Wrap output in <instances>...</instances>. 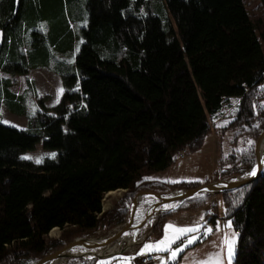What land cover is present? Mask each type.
Wrapping results in <instances>:
<instances>
[{
	"label": "trees",
	"instance_id": "16d2710c",
	"mask_svg": "<svg viewBox=\"0 0 264 264\" xmlns=\"http://www.w3.org/2000/svg\"><path fill=\"white\" fill-rule=\"evenodd\" d=\"M247 5L0 0V104L27 117L24 129L0 120V264H35L76 238L125 223L138 193L199 186L153 175L174 165L180 150H199L211 132L231 134L232 146L220 153L214 178L255 167L264 130V18ZM41 67L62 78L63 92L54 114H26L10 76ZM227 108L230 120L213 127ZM39 141L55 156L38 164L20 157ZM118 190L102 209L104 196ZM214 194L223 214L215 202L204 217L229 220L237 232L231 264H264V172L158 214L148 239L161 238L168 219L202 209ZM55 227L58 235L49 237Z\"/></svg>",
	"mask_w": 264,
	"mask_h": 264
},
{
	"label": "rangeland",
	"instance_id": "374dc122",
	"mask_svg": "<svg viewBox=\"0 0 264 264\" xmlns=\"http://www.w3.org/2000/svg\"><path fill=\"white\" fill-rule=\"evenodd\" d=\"M246 1L248 3L247 6H249L250 8L253 7L254 8L253 10L256 9V11L258 13H260V14H258L256 12L255 16L260 15V16H263V18H264V2H263V0H246ZM10 78L13 82L12 87H11L12 91L15 94H21L20 96L24 97V108H25L26 114H30L33 111H41V115H46V114L52 115L55 113V106L59 103V100H60L62 92H63L62 78L60 76L55 74L48 67H41V68H38V69H35L32 71H29L25 75H19V74L11 75ZM230 118H231V111H228L227 113H225L224 116L222 113L215 121L212 122L213 127H217L218 129L222 128L223 126L226 125V123L230 120ZM0 120L6 126H12V127L18 128V129H24L27 126L26 125V123H27V117L26 116H21V115L13 114V113L9 112L5 108V106L2 104V102L0 104ZM218 133L211 132L209 134V136L205 139L203 147L198 152L193 154L192 152L188 151L185 154L186 157L183 159L177 157V160H176L174 165H172L171 167H169L168 169H166L164 171H160V172L154 174L153 177L157 178V179H161V180H167L169 182L181 181V180L198 181V182H201L200 185L206 184V183L217 182L218 180L216 178H214L213 174L217 168L219 155H220V153H222V154L228 153L230 151V149L232 148L231 143H230L231 134L228 133L225 136H221ZM263 153H264V149H263ZM55 154H56L55 151L45 149L42 145V142L39 141L36 143V145L33 149L23 151L21 153L20 157L21 158L25 157V156L31 157V159H24V160L31 161L34 164H38L36 162L38 159L40 160V162H42L47 157H54ZM263 160H264V157H263ZM190 161H191V163L194 162L193 167H188ZM249 172L251 173V171H249ZM250 173L247 172V173H244L242 175H239V176H236V177L230 178L228 180H224V181H233L234 179L241 178L242 176H247V174H250ZM205 180H208V181L204 182ZM220 181H222V180H220ZM220 181H218V182H220ZM232 189H234V188H232ZM113 193L114 194L108 193V195L117 194L116 196H118L121 193V190L114 191ZM171 193H172V191H170L167 194H159V193H154V194H158L161 196H164V195L167 196ZM210 193H212V192H210ZM216 193H219V192H216ZM141 198H143V197H141ZM215 202L219 204V205L217 204L218 205V214L220 216H222L224 209H223V206L221 204V200H220L219 195H217V194L212 195L210 201L206 205L211 206ZM151 204L152 203H149V206ZM174 205H170L169 207L160 209L159 211L160 212L163 211L161 213L167 212V210L168 211L171 210V208H172L171 206H174ZM137 206L140 208H143L145 210L148 207V204H145L141 200H139ZM102 209H107V208H105V206L102 205ZM202 209H200V210H202ZM210 209H211V207H210ZM219 209H220V211H219ZM200 210H198V211H200ZM131 211H132V208L130 206V211L128 213L127 220L125 223L118 225L112 229H109V230H107V232H104V231L103 232H97L95 235L109 237L110 235H112L114 233V231L117 227H125L128 223H130ZM186 212H191V211H186ZM210 212H211V210H210ZM158 214H160V213L155 212L153 215L152 221L148 222L145 226H143L139 229L138 234L136 235L135 239L133 241H131V243H127L126 241H120L119 247L113 253H107V252L102 251V250L97 251V253L102 255V257L101 258H94L96 260L95 264H155V261L157 258L156 255L152 254V253L145 254L146 252H151V251H145L143 254H139V253L144 248L145 244H155L159 239L161 240L165 235V234L162 235V237L159 238L158 240L148 239V237L150 236V234H149L150 229L153 226L152 225L153 221L155 220V218L157 217ZM217 220H219L217 227H216V231H217V229H218V231L217 232L211 231V233L208 234V236H206V238H209L210 235H212L211 236L212 240H218L219 238L216 236L221 235L220 240L226 243L225 249H224L226 252L225 261L227 262V264H228V262L231 264L237 232H235L233 230L230 221H229L230 224H228L227 222H225V219L218 218L215 220V222ZM168 221H169V219L164 224L163 230L165 229L166 225H169ZM206 223H210L212 225L214 224V223L208 222L207 220H206ZM192 226H194V225H192ZM210 229L213 230V227H210ZM58 233H59V230L55 229V230L50 231L48 236L49 237H56L58 235ZM215 233H217V235H215ZM184 238L185 237H183L182 239H184ZM229 243L232 244V257H231V259H229V255H228V244ZM172 247H173V245H171V248ZM156 252L159 253L161 251H156ZM162 252L164 253L166 251H162ZM138 255H141V257L146 256V255L154 256V260L149 261V262L147 261L145 263H139L138 262ZM70 259H72V258H70ZM70 259L63 261L62 263H59V264H70V262H69ZM91 259H93V258H91ZM84 260H87V259H84ZM40 261H38V262H40Z\"/></svg>",
	"mask_w": 264,
	"mask_h": 264
},
{
	"label": "bare ground",
	"instance_id": "6f19581e",
	"mask_svg": "<svg viewBox=\"0 0 264 264\" xmlns=\"http://www.w3.org/2000/svg\"><path fill=\"white\" fill-rule=\"evenodd\" d=\"M224 100L226 101V99H224ZM236 104H237V101L236 100L233 101V104H232L231 108H233ZM231 108H227L223 112V116L228 111H231ZM184 149L186 150V153H187L188 149H186V148H184ZM263 149H264V141H262V143L260 145V157L262 158V160H263V157H264ZM263 166H264V160H263ZM248 173H250V172H248ZM185 191L186 190H184V189L173 190L171 194L167 195V197H170V196L179 197V196H182ZM113 192L114 191H111L109 193L110 194H114ZM141 193H138L135 196L133 202L131 203L132 211L130 213V223H128L125 227H117L115 229L114 233H113V234H117V238L112 243H109L107 246L103 247L102 251H105L107 253H113L119 247L120 241H126L127 243H131V241H133L135 239V237H136V235L138 234V231H139V229L137 227L140 225V223L142 221L145 220V218L147 216V213H148L149 209L151 208V206L154 205L155 203L159 202V200H160V196L153 195V194H147L146 192H141ZM206 193H209V192H203V193H201L199 195H203V194H206ZM115 195H117V194H115ZM115 195H108V193H107L104 196V198L102 199V205H104L105 208H109V206H110L109 197L115 196ZM195 196H198V195H195ZM141 197H143V198H141ZM164 197L165 196H162V198H164ZM139 200H141L145 204H148V207L145 210L143 208H140V207L137 206ZM149 203H152V204L149 206ZM174 204H175L174 202L167 203L166 205H163L162 207H159V210L163 209V208H166V207H169L170 205H174ZM153 215L154 214H152V216L148 219V221L144 224V226L148 222L152 221ZM155 221H156V218L153 221L152 225H154ZM152 227L150 229V233L152 231ZM55 229H58V228L57 227L52 228L50 231L55 230ZM107 240H108L107 236L90 235V236H88L86 238L79 237L78 239H76L71 244V246L68 249L59 252L56 256L51 257L50 259H48L46 261H43L40 264H59V263H62L63 261H66V260H68L70 258H82V259L92 258L93 257V255H92L93 252H92L91 248L92 247H100L103 244H105L107 242ZM76 254H81L83 257H80V256L73 257V256H71V255H76ZM138 257H140V258H138V260L144 259L143 257H141V255H138Z\"/></svg>",
	"mask_w": 264,
	"mask_h": 264
},
{
	"label": "crops",
	"instance_id": "0c3cea01",
	"mask_svg": "<svg viewBox=\"0 0 264 264\" xmlns=\"http://www.w3.org/2000/svg\"><path fill=\"white\" fill-rule=\"evenodd\" d=\"M208 136L209 134L206 136V138ZM199 150L192 153L195 154ZM185 157L186 156H184V158ZM193 166H194V162L191 163L190 161L188 167H193ZM210 207L211 206L206 205L200 211L183 212L169 219L168 224L172 222L171 225H175L177 227H190L197 223L203 225L200 228L199 232L189 234V236L191 235L199 236V239L194 243H192L191 245H189L188 247L184 248L183 251L178 252L175 258L171 257V251L180 247L183 241L188 239V236H184L185 237L184 239L177 240L176 243L172 244L173 247L169 251H166L164 253L162 251L159 253L156 251L153 252L151 251V252H146L145 254H150V253L155 254L157 257L155 264H227V262L225 261L226 252L224 250L226 243L220 240L221 235L216 236L219 238L218 240H212L211 237L212 235H210L211 238L210 237L206 238V236L204 235L205 229H209L210 227H213V230L211 229L212 232L216 231V227L219 222V220H217L213 225L210 223H206V219L204 216L206 213L210 212L211 210ZM201 217H203V219H201ZM225 222L230 224L229 220L228 221L225 220ZM164 234H165V229L163 230V235ZM173 234L174 233L170 231L169 235L171 236ZM215 235H217V233H215ZM228 264L230 263L228 262Z\"/></svg>",
	"mask_w": 264,
	"mask_h": 264
},
{
	"label": "water",
	"instance_id": "95a60500",
	"mask_svg": "<svg viewBox=\"0 0 264 264\" xmlns=\"http://www.w3.org/2000/svg\"><path fill=\"white\" fill-rule=\"evenodd\" d=\"M262 141H264V130L261 132V134L257 138L255 145H254V149H255V153H256V157H257V163H256L255 167L251 170V173L247 174V176H242L241 178L234 179L233 181H220V182L202 184V185H199L195 188L186 190L184 192V194L182 196H179V197H173V196L167 197L164 195L165 197L162 198L161 195L154 194L152 192H146L147 194H154V195L160 196V200H159V202H157L151 206V208L149 209V211L147 213L145 220L142 221L137 228L140 229L141 227H143L144 224L148 221V219L155 212H158V213L163 212V211H161V212L159 211V207H162L163 205H166L167 203L174 202L175 203L174 206L177 207L178 204L181 203L182 201H184L185 199L193 197V196L198 195V194H201L203 192H209V193L210 192H222V191L232 189V188H236L238 186L252 182L254 179L259 177L264 172L263 160L260 157V145H261ZM253 172H254V174H253ZM171 209H173V207ZM116 238H117V234L110 235L105 244H103L100 247H92L91 248V250L93 252L92 258H101L102 255L98 254L97 251H101L103 249V247L107 246L109 243H112ZM76 239H78V238H76ZM76 239L72 240L68 245H66L65 247H63L59 251L47 256L46 258L42 259L40 262H38L36 264H40L41 262L46 261V260L50 259L51 257L56 256L59 252L68 249ZM71 256L83 257L81 254H76V255H71Z\"/></svg>",
	"mask_w": 264,
	"mask_h": 264
},
{
	"label": "snow or ice",
	"instance_id": "6c2138e0",
	"mask_svg": "<svg viewBox=\"0 0 264 264\" xmlns=\"http://www.w3.org/2000/svg\"><path fill=\"white\" fill-rule=\"evenodd\" d=\"M22 159H31V157L25 156V157H22ZM36 162L39 163L40 160L38 159ZM171 182L177 183L178 181H171ZM171 207H173L174 209L176 206H171ZM201 219H203V217H201ZM201 227L202 225H200L199 223L195 224L194 226H190V227H177L171 224L166 225L164 237L158 242H156L155 244H145L144 248L141 250L139 254H143L145 251H169L171 249V245L176 243L177 240H181L184 236H188V239L184 240L180 247L171 251V257L175 258L178 252L183 251L184 248L188 247L189 245L194 243L197 239H199L198 236L196 235L189 236V234L199 232ZM170 230L172 233H174V235H171V236L169 235ZM211 231L212 230L210 228L205 229L204 235L207 236L208 234L211 233ZM228 255H229V259H231L232 257V244L231 243L228 244Z\"/></svg>",
	"mask_w": 264,
	"mask_h": 264
},
{
	"label": "built area",
	"instance_id": "2783aa9c",
	"mask_svg": "<svg viewBox=\"0 0 264 264\" xmlns=\"http://www.w3.org/2000/svg\"><path fill=\"white\" fill-rule=\"evenodd\" d=\"M185 153H186V150L183 149V150H181V151L178 153L177 157L182 159V158L184 157ZM138 258H139V257H138ZM143 258H144V259L138 260V262H139V263H145V262H147V261L149 262V261H153V260H154V256H150V255L143 256Z\"/></svg>",
	"mask_w": 264,
	"mask_h": 264
}]
</instances>
